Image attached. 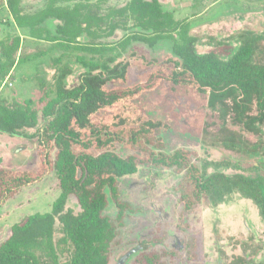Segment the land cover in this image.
I'll return each instance as SVG.
<instances>
[{
    "label": "trees",
    "instance_id": "trees-1",
    "mask_svg": "<svg viewBox=\"0 0 264 264\" xmlns=\"http://www.w3.org/2000/svg\"><path fill=\"white\" fill-rule=\"evenodd\" d=\"M22 1L6 0L19 28H28L32 38L51 42L53 48L64 44V49L88 53L100 61L86 63L83 57L77 58L88 69L80 83L66 87L72 75L66 65L56 79L55 91H46L45 122L35 134L38 172L14 176L0 170L1 205L51 171L59 177L61 189L51 212L31 215L11 228L0 243V264H110L119 231L129 213L136 212L121 199L120 180L137 175L142 166L184 174L178 187L184 212L200 204L217 207L239 193L256 205L264 222V178L243 172L209 173L210 164L199 167L192 151L182 148L166 153L159 136L161 131L178 129L206 135L216 129L226 137L243 139V144L244 133L260 136L264 64L256 61L255 45L263 36L241 35V46L234 53L226 50L225 59L214 51L198 53L199 40L191 35L190 20H176L159 0H130L120 8H105V1L47 0L46 7L34 14L23 9ZM49 19L61 23L56 34L43 27ZM119 31L126 33L121 40L104 42ZM84 36L88 41L82 43ZM167 40L177 59L158 64L146 78L128 85L130 64L116 63L117 55L137 42L154 49ZM20 48L19 36L0 41V52L7 59H13ZM55 62L61 64V59ZM150 112L164 119H151ZM38 125L39 113L31 102L0 101L1 133L22 137ZM118 146L129 155L121 156ZM231 147L242 148L235 142ZM254 150L260 149L255 146ZM72 197L79 212L67 208ZM111 202L118 210L115 219L107 215ZM150 243L141 242L140 264H167L165 259L178 258L173 251L148 254ZM242 249L248 257L236 255L231 264H264L253 259L258 247L244 243Z\"/></svg>",
    "mask_w": 264,
    "mask_h": 264
},
{
    "label": "rangeland",
    "instance_id": "rangeland-1",
    "mask_svg": "<svg viewBox=\"0 0 264 264\" xmlns=\"http://www.w3.org/2000/svg\"><path fill=\"white\" fill-rule=\"evenodd\" d=\"M23 1L26 7L33 4L35 9L42 5L46 7L47 4V0ZM98 1H105V8H120L130 0L91 2ZM159 1L163 9L172 13L176 20H190L191 35L199 40L198 53L214 51L226 59L225 52L230 50L234 53L241 46V35H261L263 40L255 45L256 61L264 64V0ZM5 3L6 0H0V29L5 28L4 36L0 31V41L19 36L21 48L13 59L1 55L0 101H6L9 105L31 102L39 113L38 127L26 130L22 137L0 132V170L18 176L22 173L34 174L39 170L38 136L35 134L45 122L43 111L47 101L46 91H55V82L61 68L66 65L71 68L72 75L66 79L65 84L67 88H74L80 83V77L88 72L84 65L78 63L77 58L83 57L86 63L100 60L88 53L64 49V44L53 48L54 44L46 41L26 43L25 35L19 33L22 28L17 26L5 10ZM11 18L19 32L11 28ZM51 27L56 33V24ZM27 34H30V30ZM125 35L119 31L115 37L105 39L104 42L115 43ZM87 41L85 36L81 39L82 43ZM37 53L47 55L33 57L32 60L36 61L30 63L29 58ZM57 59H61V64L55 62ZM176 59L172 43L167 40L158 43L154 49L144 43H134L123 55H117L116 63L129 62L128 85H133L146 78L158 64ZM148 116L155 120L164 119L156 112H150ZM259 135L244 133L246 143L243 144V139L239 140L234 135L226 137L218 134L216 129L206 135L185 133L180 129L161 131L159 134L166 144V153L182 148L192 151L196 155L194 162L199 167L210 164L209 173L243 172L264 178V128L260 129ZM231 142L241 144L242 148L233 149ZM255 146L260 150L255 151ZM117 152L124 157L129 155L121 146H118ZM227 164L232 166L226 167ZM255 166H260L258 171L254 169ZM183 177L184 174L173 170L142 166L137 175L120 180L121 199L136 212L129 213L125 226L120 229L117 242L112 248L110 264H140L139 259L144 258L140 256L144 254L142 241H154L146 250L148 254L165 251L178 253V258L174 260L165 259L167 264H231L236 255L247 256L242 249L244 243L259 249L254 257L249 251L250 258L253 257L257 262L264 261V222L256 205L235 193L217 207L200 204L192 211L184 212L178 191ZM60 193L59 177L51 171L39 183L23 187L4 205L0 204V243L9 237L15 224L34 214L51 212ZM67 208L80 211L74 197L69 199ZM117 213V208L111 202L107 215L115 219ZM59 229L57 225V239L60 237Z\"/></svg>",
    "mask_w": 264,
    "mask_h": 264
},
{
    "label": "crops",
    "instance_id": "crops-1",
    "mask_svg": "<svg viewBox=\"0 0 264 264\" xmlns=\"http://www.w3.org/2000/svg\"><path fill=\"white\" fill-rule=\"evenodd\" d=\"M5 10H7V12L9 13V11H8V9H7V5H6V3H5ZM22 7H23V9H25L26 10V12L27 13H29V14H32V13H37V12H39V11H42L44 8H45V6L44 5H42V7H40L39 9L38 8H33V4L31 5V6H29V7H26V5H25V3H24V1H22ZM32 7V8H31ZM11 17V16H10ZM11 20H12V18H11ZM57 22V23H56ZM53 24H56V27H58L61 23L58 21V20H55V19H49V20H47L46 21V23L43 25V27L44 28H47L49 31H51L53 34H56V33H54L53 32V29H52V25ZM10 25H11V28L13 29V30H16L17 32H19L18 31V28L15 26V24H14V21L12 20V23H10ZM11 29V30H12ZM3 30H5V28H1L0 29V31H1V33L3 34V36L5 35L4 34V32L5 31H3ZM28 31H29V29H21V32H19L20 34H24L25 35V39L27 40L26 41V43L27 42H29L30 41V43L31 44H33L34 42H42V41H40V40H37V39H35V38H32L31 36H30V34L28 35L27 33H28ZM23 34H22V36H23ZM1 52H0V58H1ZM45 55H47V53H37L35 56H31L30 58H29V62L31 63V61H33V62H35L36 60H32L33 59V57H44Z\"/></svg>",
    "mask_w": 264,
    "mask_h": 264
}]
</instances>
